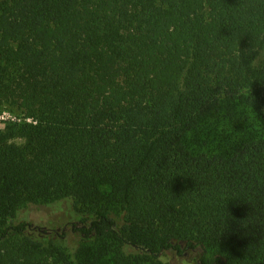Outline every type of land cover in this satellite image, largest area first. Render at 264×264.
<instances>
[{"label": "trees", "instance_id": "obj_1", "mask_svg": "<svg viewBox=\"0 0 264 264\" xmlns=\"http://www.w3.org/2000/svg\"><path fill=\"white\" fill-rule=\"evenodd\" d=\"M4 111L0 264H264V0H0Z\"/></svg>", "mask_w": 264, "mask_h": 264}, {"label": "rangeland", "instance_id": "obj_2", "mask_svg": "<svg viewBox=\"0 0 264 264\" xmlns=\"http://www.w3.org/2000/svg\"><path fill=\"white\" fill-rule=\"evenodd\" d=\"M5 119H15V116L12 115L9 112H3L0 114V127L3 126L2 121ZM61 208H63L64 211H61L57 204H53L50 206L46 205H35L29 209V220H32L33 222L37 223L38 225L44 227H53L58 228L60 230L61 226L66 222H63L64 218L67 220L69 219V214H67V211H69L68 206L65 202L61 203ZM57 219H63L62 222L57 221ZM69 224L67 225V227ZM202 251H192L187 254H185L183 257L176 256L171 251L163 252L162 255H164V258L169 261L171 264H198L199 256L201 255Z\"/></svg>", "mask_w": 264, "mask_h": 264}]
</instances>
